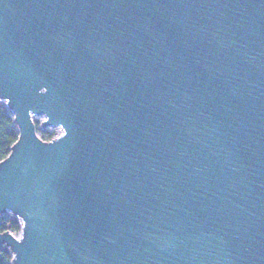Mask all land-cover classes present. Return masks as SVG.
Listing matches in <instances>:
<instances>
[{"label":"water","instance_id":"1","mask_svg":"<svg viewBox=\"0 0 264 264\" xmlns=\"http://www.w3.org/2000/svg\"><path fill=\"white\" fill-rule=\"evenodd\" d=\"M0 103L11 264H264V0H0Z\"/></svg>","mask_w":264,"mask_h":264},{"label":"trees","instance_id":"2","mask_svg":"<svg viewBox=\"0 0 264 264\" xmlns=\"http://www.w3.org/2000/svg\"><path fill=\"white\" fill-rule=\"evenodd\" d=\"M36 129L39 125L34 121ZM17 130L12 121V115L8 109L0 103V160L3 159L10 151V146L17 139ZM53 134L47 131H41L39 137L43 140H50ZM10 231L18 233L20 230L19 222L12 216L5 214L0 216V232ZM0 264H11V254L7 249L0 248Z\"/></svg>","mask_w":264,"mask_h":264},{"label":"rangeland","instance_id":"3","mask_svg":"<svg viewBox=\"0 0 264 264\" xmlns=\"http://www.w3.org/2000/svg\"><path fill=\"white\" fill-rule=\"evenodd\" d=\"M42 120H43V117H36V118L33 119V121H37L39 123V125L42 122ZM39 125H38V127L36 129V132H37L38 136L41 134V131L51 132L53 134L52 138L58 136L61 133V129L59 127H56V128L49 127V128L41 129V128H39ZM18 234H19V232L16 233L15 235H18Z\"/></svg>","mask_w":264,"mask_h":264},{"label":"built area","instance_id":"4","mask_svg":"<svg viewBox=\"0 0 264 264\" xmlns=\"http://www.w3.org/2000/svg\"><path fill=\"white\" fill-rule=\"evenodd\" d=\"M14 235H15V233H14Z\"/></svg>","mask_w":264,"mask_h":264}]
</instances>
